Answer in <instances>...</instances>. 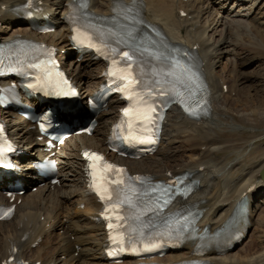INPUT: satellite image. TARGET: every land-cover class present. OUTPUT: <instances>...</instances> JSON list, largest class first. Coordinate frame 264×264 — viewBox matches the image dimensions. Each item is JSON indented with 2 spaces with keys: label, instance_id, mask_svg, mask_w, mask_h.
I'll return each instance as SVG.
<instances>
[{
  "label": "bare ground",
  "instance_id": "bare-ground-1",
  "mask_svg": "<svg viewBox=\"0 0 264 264\" xmlns=\"http://www.w3.org/2000/svg\"><path fill=\"white\" fill-rule=\"evenodd\" d=\"M38 1L45 8L43 14L56 10L53 17V23L58 26L56 32L39 36L30 30L20 12L26 0H0V39L12 41L28 36L57 46L65 52L63 61L79 84L81 96L98 89L103 82L105 66L91 56L81 59V54L68 43L70 28L63 22L72 0ZM118 2L120 0H92L90 10L109 18ZM142 2V21L157 27L172 43L197 47L211 90L210 113L204 122L198 123L182 111L171 110L157 154L140 161H121L132 174L145 173L155 181L166 180L169 173L192 175L198 181L196 191L187 199L175 202L173 209L191 206L199 210L202 218L198 225L202 229L207 227L214 232L221 228L244 195L250 209L247 229L252 225L264 229L261 208L264 203V142L255 141L264 136V75L243 71L247 65H264V0ZM115 20L121 21L118 16ZM7 23L13 26L10 33L5 31ZM220 30L221 33L224 30L222 34ZM102 31L97 25L87 33L97 35ZM86 36L88 39L90 35ZM150 38L149 32L141 34V42L146 46ZM121 107V101H112L98 118L99 126L92 138L73 136L60 150L53 151L63 172L60 186L66 190L45 185L37 193L28 190L36 179L32 163L49 153L41 152V142L30 123L22 118L13 120L12 114L7 115L11 136L25 153L21 165L26 171L22 178L28 192L21 196L23 201L17 206L16 217L11 222L0 223V264L15 249H20L26 260L41 264H107L103 254L106 235L97 222L100 205L88 195L83 152L86 149L107 151L110 130ZM79 114L82 112L76 117H86ZM244 130L249 135L246 139L240 137ZM6 186L0 183V202L3 203L10 200L6 196L9 192ZM245 224L241 226L246 227ZM39 239L41 242L34 247ZM260 245L244 260H237L230 252L224 256L210 252L198 258L194 256L196 244H191L161 261L171 264L199 259L209 264H264V241Z\"/></svg>",
  "mask_w": 264,
  "mask_h": 264
},
{
  "label": "rangeland",
  "instance_id": "rangeland-1",
  "mask_svg": "<svg viewBox=\"0 0 264 264\" xmlns=\"http://www.w3.org/2000/svg\"><path fill=\"white\" fill-rule=\"evenodd\" d=\"M249 5V3L247 4V6ZM216 11H219V8H217ZM215 11V13H216ZM6 28L5 31H7L8 33H10L11 29H10V26L9 24L7 23L5 26ZM224 30H222V33H223ZM221 33V30H220V34ZM220 36V35H219ZM219 38V37H217ZM244 72H247L248 74H254V75H259V76H263L264 75V65H261V66H256V65H247L244 69H243ZM264 77V76H263ZM242 133L240 134V137L241 138H248L249 135H248V131L244 130V131H241ZM256 143H262L264 142V136H261L259 138H257L256 140ZM61 190L65 191L66 189L63 187L61 188ZM33 193H37V191H33ZM262 205V210L264 211V203L261 204ZM82 209V208H81ZM259 217L257 216L256 217V220L258 219ZM42 221L44 220V218L41 219ZM259 228V229H258ZM249 240V241H248ZM248 242L246 241L244 246L240 247L239 249L235 250L234 252H232V255L233 257H235L237 260H244L246 259V257L250 256L253 252H254V248L255 246H261L260 244L262 243V241H264V229L258 227V225H253L252 226V229L250 230V233H249V238H248ZM254 242V243H253ZM257 242V243H256Z\"/></svg>",
  "mask_w": 264,
  "mask_h": 264
},
{
  "label": "snow or ice",
  "instance_id": "snow-or-ice-1",
  "mask_svg": "<svg viewBox=\"0 0 264 264\" xmlns=\"http://www.w3.org/2000/svg\"><path fill=\"white\" fill-rule=\"evenodd\" d=\"M74 39H75V37H74ZM123 55L125 57H127L128 59H131V57L128 56L127 52H124ZM48 62L49 63H54L52 61H48ZM33 67H39V65H34ZM0 74H2V73H0ZM109 75L112 76V75H115V73L110 71ZM120 79H123V80L127 81V84L125 85V87L135 83V81L130 76L121 75ZM65 83H66V81H65ZM29 86L30 87H35L34 85H29ZM119 90H122V89H119ZM64 94H67V93H64ZM180 102L182 104H184V100L183 99H181ZM184 106H185V110L188 111V113L190 115H193V116L199 115V112L197 111V109L199 108V101L196 102L195 106H190L188 104H184ZM151 111H154V110L153 109H148L144 113L145 119L151 120V115H150ZM124 115L125 116L129 115V111L127 109L124 111ZM85 157L88 158V159H92V160H102L103 159L101 156H99L98 154H95V153H85ZM107 167L108 168H112L113 166L112 165H107ZM117 171H123V170L122 169H117ZM102 179H103V177H101V180ZM137 179H140V178H137ZM93 181H94L93 186L95 187V189L97 191V194L100 196V198L102 200H110L111 199V195L108 192V189L105 188L102 183H99V184L96 183V175H95V173L93 174ZM117 183H119V181H117ZM126 200L128 201L129 204H131V197L130 196H127ZM106 211H107V209H106ZM106 218H109V217H106ZM116 219L119 220L120 217L117 216ZM109 228L110 229L112 228V224L111 223L109 224ZM113 239H115V237H113ZM109 255H112V253L110 252Z\"/></svg>",
  "mask_w": 264,
  "mask_h": 264
},
{
  "label": "water",
  "instance_id": "water-1",
  "mask_svg": "<svg viewBox=\"0 0 264 264\" xmlns=\"http://www.w3.org/2000/svg\"><path fill=\"white\" fill-rule=\"evenodd\" d=\"M263 176H264V173H263Z\"/></svg>",
  "mask_w": 264,
  "mask_h": 264
}]
</instances>
